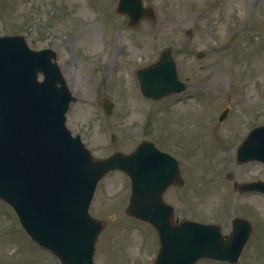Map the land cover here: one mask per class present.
Masks as SVG:
<instances>
[{"label":"rangeland","instance_id":"1","mask_svg":"<svg viewBox=\"0 0 264 264\" xmlns=\"http://www.w3.org/2000/svg\"><path fill=\"white\" fill-rule=\"evenodd\" d=\"M118 1L0 0V36L21 34L32 49L57 51L77 96L67 127L95 158L154 142L178 158L186 179L167 195L176 216L217 223L225 234L234 217L249 219L254 232L236 264H264V195L235 190V183L264 180L262 163L236 159L250 130L264 125V0H143L155 20L146 17L134 27L117 12ZM167 47L187 90L158 101L145 98L136 72ZM104 97L116 104L111 115ZM130 194V180L119 171L98 185L90 214L105 227L95 264H154L157 232L126 213ZM0 264H61L33 242L1 200Z\"/></svg>","mask_w":264,"mask_h":264},{"label":"water","instance_id":"2","mask_svg":"<svg viewBox=\"0 0 264 264\" xmlns=\"http://www.w3.org/2000/svg\"><path fill=\"white\" fill-rule=\"evenodd\" d=\"M118 12L129 16L130 26L154 18L143 0H120ZM56 58L53 49H30L22 35L0 37V199L14 207L32 239L62 264H94L104 226L89 208L102 177L121 170L132 185L128 213L158 231L161 247L155 264H195L202 258L238 262L253 230L248 220L236 217L230 236L215 224L172 223L174 208L162 195L169 186L185 183L175 157L144 141L131 154L95 160L81 137L72 136L65 114L76 98ZM137 77L142 94L155 100L186 89L171 48L158 62L138 70ZM103 106L112 113L109 99ZM250 160L264 162V126L253 129L238 150L239 162ZM238 188L264 193L262 182Z\"/></svg>","mask_w":264,"mask_h":264},{"label":"flooded vegetation","instance_id":"3","mask_svg":"<svg viewBox=\"0 0 264 264\" xmlns=\"http://www.w3.org/2000/svg\"><path fill=\"white\" fill-rule=\"evenodd\" d=\"M176 221H179V218L178 217L176 218Z\"/></svg>","mask_w":264,"mask_h":264}]
</instances>
